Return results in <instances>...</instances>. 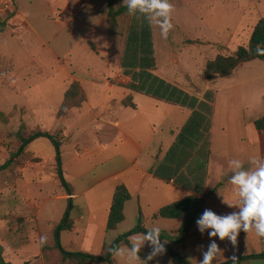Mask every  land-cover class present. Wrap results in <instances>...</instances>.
I'll use <instances>...</instances> for the list:
<instances>
[{
    "label": "rangeland",
    "instance_id": "rangeland-1",
    "mask_svg": "<svg viewBox=\"0 0 264 264\" xmlns=\"http://www.w3.org/2000/svg\"><path fill=\"white\" fill-rule=\"evenodd\" d=\"M80 1L71 0V10H63L60 18L56 14L60 0H17L18 16L10 22L0 23V112L3 114L0 115V165L9 161L8 168L12 170L9 173L6 170L0 171V236L5 241L8 239L6 237L12 235L15 226L2 211L7 198V183L12 186L17 181L23 187L26 180L30 184L42 182L48 189H55V182L59 181L55 146L50 139L39 137L20 150L24 138L32 132L47 131L61 141L64 176L74 186L77 194L71 209L72 218L76 221L80 219V228H85L90 218H93L95 224L88 240H82L79 230L76 233L65 230L61 233L62 243L70 251L99 255L106 243H111L120 234L134 228L138 221L136 212L130 206L122 224L115 230L106 228L113 195L111 186L118 182V176L113 177V174H118L125 164L120 165L117 158H108L107 152L96 147L98 140L93 133L96 126L92 122L94 114H85L86 108L90 107L87 103L86 108L82 104L71 109L65 116H59L58 111L67 89L75 81L81 84L86 99V90L88 91L94 106L110 98H114L115 105L119 99L127 97V90L123 88L102 85L100 81H105L107 75L97 77L95 74H110L113 77L110 82L115 84H124L128 80L127 77L117 75L125 74L121 65L122 53L127 48L132 29H140L144 18L125 12L117 18L115 26L107 19L101 20L103 16L106 18L108 0H86L87 5L83 8ZM170 3L173 5V28L168 37L161 35L159 27L150 25L153 35L152 57L156 60L160 74H178L179 82L194 87L208 86L204 77L205 63L219 51L229 54L241 45H248L254 26L264 17V0H170ZM121 4L122 0H116V6ZM69 13H76L73 22H66V15H70ZM16 17L18 20L14 22ZM140 42L142 41H135L132 50L142 49V60L149 62L147 43L141 46ZM97 43L101 52L96 50ZM108 48L112 53L107 52ZM92 49L96 52H92ZM247 66H251L250 74H234L230 78L225 76L220 79L219 84H229L231 81L237 83L245 78L252 80L250 85L255 86L254 94H239L236 99L241 102L246 97L252 102L256 116L264 99V93L259 95V85H262L264 92V78L258 80L256 77L264 73V63L252 61ZM238 70L237 72H241V69ZM144 72L146 70L143 71L146 74ZM183 74H186L185 78L181 77ZM89 80H98L97 85L100 87L94 83L88 84ZM19 86L24 88L23 92H28L25 95L17 94L9 89L17 90ZM236 86L241 88L248 85ZM24 166L28 167L22 179L18 172ZM145 193L151 199L150 205L143 209L145 227H161L164 241L167 240L175 251L193 264H198L203 259V252L213 239L223 250L220 263L233 256L264 252V237L258 236L254 230L249 233L241 230L238 241L244 244L243 247L233 246L229 240L213 238L207 233L201 240H196L195 235L188 236L194 224L190 225L180 219L153 217L162 204L176 199L175 197L165 195L166 192L162 189H148V186ZM63 206H67L66 201L61 202L53 214L46 215V211L44 212L45 219L48 220L41 231H32L33 222L28 225L31 230L30 252L27 255L29 258L8 255L13 258L8 259L14 264L27 260L29 264H44L40 254H43L45 246L54 243L55 225L63 215ZM49 222L53 226L50 227ZM182 227L188 229L187 233L183 232ZM138 234L143 233L131 235L130 243ZM120 247L127 248L129 245L122 243ZM140 252L151 264H180L167 252L152 256L153 247L150 243H146ZM44 255L47 264H67L61 261L53 249H48ZM31 257L36 260H30ZM114 259L116 264H125L120 256L114 255ZM135 264L143 262L139 259ZM245 264H264V259H253Z\"/></svg>",
    "mask_w": 264,
    "mask_h": 264
},
{
    "label": "crops",
    "instance_id": "crops-1",
    "mask_svg": "<svg viewBox=\"0 0 264 264\" xmlns=\"http://www.w3.org/2000/svg\"><path fill=\"white\" fill-rule=\"evenodd\" d=\"M60 1L61 4L56 14L62 18V11L71 10L72 2L71 0ZM79 4L83 8L87 5V1L81 0ZM75 14L66 15L68 16L66 22H73L76 19ZM105 19L108 21V12L106 18L101 17L102 21ZM17 20L18 17L14 19V22ZM145 20L143 19L141 23L143 24ZM129 36L127 48L123 50L121 58L122 71L125 74L117 75L127 77L128 80L124 83L133 82L139 86V90L126 88L121 85L122 83L110 82L113 78L110 74L95 75L97 77L107 75L105 81H100L102 85L127 90V96L132 95L136 107L124 105L123 99H119V102L113 105L114 98L94 106L87 90V99L83 102L85 108L86 103L90 106L86 108L85 114L88 112L94 114L92 122L96 126L93 129L98 140L95 143L96 147L107 152L108 158H117L120 165L125 164V167L119 169L118 174H113V177L118 176V182L111 186V191L114 192L115 187L123 183L131 192V199L125 204V220L128 207H133L137 220L139 208L141 207L143 214L144 207L150 205L151 199L145 193L147 186L153 191L162 189L166 192L165 195L176 198L162 204L155 213L162 206L189 195L205 198L204 211L211 209L219 215L238 211L237 207H230L224 202L225 199L235 205L238 201L235 187L230 182L232 170L229 161L240 159L244 162V166L249 168L252 167L250 164L252 158L264 159V131L257 129L255 125V120L264 116V99H262V107L257 111L258 115L254 116L256 110L252 102H249L246 97L241 102L236 99L239 94L243 96L254 94L255 86L250 85L252 80L248 78L242 79L241 82L232 83L231 81L229 84L222 85L219 81L223 77H218L213 81L206 79L209 84L202 88L179 82L178 74L167 72L160 74L154 58L152 61L144 62L141 59L142 49L132 50L135 39L130 41ZM95 46L96 50L101 52L98 43ZM93 50L92 52L95 53L96 51ZM107 52L112 53V50L108 48ZM137 54L138 59L135 58ZM249 62L239 65L227 77H232L234 74H250L251 66H247ZM238 69H241V72H237ZM145 70L146 74H143ZM181 77L185 78L186 74ZM256 78L263 79L264 73ZM98 82V80H89L88 84L97 85ZM238 84L248 86L238 88L236 86ZM261 86L259 85L260 96L264 93ZM9 89L17 94L28 92V90L23 92L24 88L20 86L17 90ZM40 92L44 93L43 90ZM248 102L251 104L249 105ZM78 116L77 120L80 119ZM27 167H22L18 172L19 178L24 179ZM5 170L7 173L12 171L10 168ZM55 186V189H48L42 182L30 184L26 180H24L23 187L19 186L17 181L12 186L7 183V198L2 211L7 220L13 221L15 226L12 235L6 237L8 238L6 242L1 236L0 242L4 246V256L8 261L13 259L8 255L15 256V258H29L27 255L30 252L31 230L28 225L31 222L34 224L32 231H41L47 225L48 219H45V211L46 215H50L59 208L61 202L66 201L68 205L69 195L64 192L60 179L55 182ZM76 196L74 188L73 207ZM66 209L67 206H63V215ZM80 218L83 219V216ZM72 220L74 225L70 231L76 233L79 230L82 233V240H88L95 225L93 218L89 219L85 228H80V219L76 221L72 218ZM49 226H53L51 222ZM206 233H201L197 224H194L188 236L195 235L196 240H201ZM13 235L15 236L12 237ZM243 245L241 241L236 244L239 247ZM40 257L42 259L41 254ZM32 258L36 260L35 257H31L30 260Z\"/></svg>",
    "mask_w": 264,
    "mask_h": 264
},
{
    "label": "trees",
    "instance_id": "trees-1",
    "mask_svg": "<svg viewBox=\"0 0 264 264\" xmlns=\"http://www.w3.org/2000/svg\"><path fill=\"white\" fill-rule=\"evenodd\" d=\"M128 12L126 6L121 4L116 6V0H108V20L111 24H117V18L123 13ZM132 29V32L129 36V40L132 41H142L141 45L147 43L149 61H152L153 56V42H152V33L151 26L148 21H144L143 24ZM144 41V42H143ZM257 46L264 48V17L260 18L256 25L254 26L248 45H241L238 49L229 54H225L222 51H219L217 55L207 61L204 69V77L209 81H213L218 77H225L231 75L234 70L241 65L242 63L258 60L264 63V55H260L256 52ZM94 47V44H93ZM139 55L135 57L138 59ZM141 59H143L141 55ZM145 59V58H144ZM143 61V60H142ZM146 67V66H145ZM126 88L132 90H139V86L133 82L121 84ZM86 100L85 92L81 84L77 81L73 82L71 86L67 89L65 93L64 100L61 104V107L58 111L59 116H65L71 109L80 107L83 102ZM123 104L126 106L136 107V104L133 102L132 95H128L124 100ZM2 116V112H0ZM255 125L257 129L264 131V116L255 120ZM45 137L52 141L55 146L56 151V167L57 175L60 179L61 186L63 190L69 195L67 209L62 217V219L57 223L54 230V243L52 245L45 246L43 248L42 259L44 264L46 263V257L44 253L48 249H53L57 252V255L60 257L63 263L67 264H116L114 259V249L120 247L122 243H126L131 247L130 236L137 233L146 232V227L143 221V214L141 207L139 208L138 221L134 228L120 234L116 239L111 243L105 244L99 255L92 254L86 251H70L67 250L61 239V233L65 230H71L73 228V220L71 217V209L73 208V195L74 187L66 179L63 172V162L61 154V141L54 134H51L47 131H34L27 138H24L21 151L24 149L25 144L39 138ZM10 165V162L7 161L4 164L0 165V171L5 170ZM131 199V192L129 188L121 183L115 187L113 192L112 201L109 209V215L107 218L106 228L107 230H115L118 225L125 220V204L128 200ZM205 209V198L198 195H189L182 199L173 201L169 204L162 206L157 213L154 214V217H162L169 219H182L190 225L197 224V219L202 215ZM189 225V226H190ZM183 232L187 233L188 229L182 227ZM161 241L164 242V238L161 236ZM166 251L173 259H175L180 264H193L190 260L184 257L181 253L175 251L170 243L165 244ZM140 259L143 264H151L149 260L140 252ZM253 259H264V252L259 253H249L244 254L238 257L230 258L226 261L221 262L220 264H245ZM0 264H14L11 261H8L4 256V246L0 242ZM22 264H28L24 262Z\"/></svg>",
    "mask_w": 264,
    "mask_h": 264
},
{
    "label": "clouds",
    "instance_id": "clouds-1",
    "mask_svg": "<svg viewBox=\"0 0 264 264\" xmlns=\"http://www.w3.org/2000/svg\"><path fill=\"white\" fill-rule=\"evenodd\" d=\"M122 4L130 14L142 16L150 25L159 27L164 38L168 37L173 28V5L170 0H122ZM256 52L264 55V48L257 46ZM250 164L252 167L246 168L240 159L229 161L232 170L230 182L235 187L238 201L235 205L225 199L224 202L230 207H237L238 211L219 215L211 209H206L196 221L201 233L207 232L210 237H219L220 240L227 239L233 246L238 243L241 230L246 233L254 230L258 236L264 237V159L252 158ZM146 230L131 239V247H118L114 249V254L120 256L125 264H135L140 259V250L146 243L153 247L152 256L164 253L167 240L161 241V227L152 226ZM222 255L223 250L213 239L198 264H213L214 261L220 264Z\"/></svg>",
    "mask_w": 264,
    "mask_h": 264
},
{
    "label": "built area",
    "instance_id": "built-area-1",
    "mask_svg": "<svg viewBox=\"0 0 264 264\" xmlns=\"http://www.w3.org/2000/svg\"><path fill=\"white\" fill-rule=\"evenodd\" d=\"M17 12V0H0V23L10 22Z\"/></svg>",
    "mask_w": 264,
    "mask_h": 264
}]
</instances>
